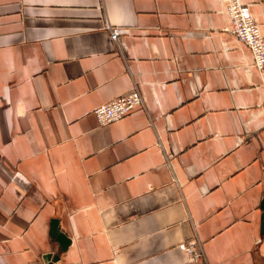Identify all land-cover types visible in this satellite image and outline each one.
Returning <instances> with one entry per match:
<instances>
[{"label":"crops","instance_id":"crops-1","mask_svg":"<svg viewBox=\"0 0 264 264\" xmlns=\"http://www.w3.org/2000/svg\"><path fill=\"white\" fill-rule=\"evenodd\" d=\"M230 26L225 0H0V264H264V72Z\"/></svg>","mask_w":264,"mask_h":264},{"label":"built area","instance_id":"built-area-1","mask_svg":"<svg viewBox=\"0 0 264 264\" xmlns=\"http://www.w3.org/2000/svg\"><path fill=\"white\" fill-rule=\"evenodd\" d=\"M225 6L231 21V34L248 46L254 67L259 72H264V37L260 33L258 21L240 0H225ZM109 31L111 39L117 41L124 28L115 26L110 27ZM136 106L144 107V101L138 86L133 84L127 93L98 105L93 109V113L100 125H106L120 120ZM178 247L187 255L190 262L203 256L200 243L195 238L181 242Z\"/></svg>","mask_w":264,"mask_h":264},{"label":"water","instance_id":"water-1","mask_svg":"<svg viewBox=\"0 0 264 264\" xmlns=\"http://www.w3.org/2000/svg\"><path fill=\"white\" fill-rule=\"evenodd\" d=\"M260 209L262 211L261 213V224H260V230L261 233L264 234V194L262 196V200L260 203ZM51 235L56 238V240L62 245V246H67L70 242L69 238H67V236H65L64 233L59 232L58 228H57V220L53 219L51 222V230H50ZM57 261V258H53L48 264H55Z\"/></svg>","mask_w":264,"mask_h":264}]
</instances>
